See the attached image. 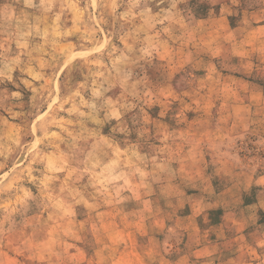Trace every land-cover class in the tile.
<instances>
[{
	"label": "rangeland",
	"instance_id": "obj_1",
	"mask_svg": "<svg viewBox=\"0 0 264 264\" xmlns=\"http://www.w3.org/2000/svg\"><path fill=\"white\" fill-rule=\"evenodd\" d=\"M0 264H264V0H0Z\"/></svg>",
	"mask_w": 264,
	"mask_h": 264
}]
</instances>
